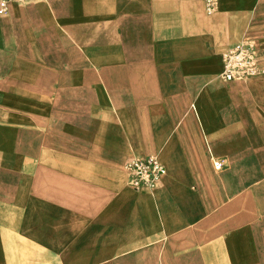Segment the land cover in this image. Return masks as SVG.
<instances>
[{"label":"crops","instance_id":"0c3cea01","mask_svg":"<svg viewBox=\"0 0 264 264\" xmlns=\"http://www.w3.org/2000/svg\"><path fill=\"white\" fill-rule=\"evenodd\" d=\"M243 39L261 69L225 81ZM0 264H264V0L11 2Z\"/></svg>","mask_w":264,"mask_h":264},{"label":"built area","instance_id":"2783aa9c","mask_svg":"<svg viewBox=\"0 0 264 264\" xmlns=\"http://www.w3.org/2000/svg\"><path fill=\"white\" fill-rule=\"evenodd\" d=\"M28 0H0V14L8 12L11 2L23 3ZM223 68L220 77L225 81L242 79L257 74L261 67L254 52L253 43L243 39L227 47L222 54ZM219 167L220 162H215ZM128 174V185L133 189L142 187L155 188L166 173V167L157 155L132 157L125 164Z\"/></svg>","mask_w":264,"mask_h":264}]
</instances>
